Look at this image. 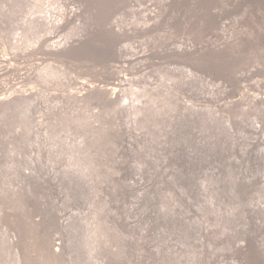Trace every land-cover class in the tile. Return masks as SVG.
I'll list each match as a JSON object with an SVG mask.
<instances>
[{
  "label": "rangeland",
  "instance_id": "obj_1",
  "mask_svg": "<svg viewBox=\"0 0 264 264\" xmlns=\"http://www.w3.org/2000/svg\"><path fill=\"white\" fill-rule=\"evenodd\" d=\"M0 264H264V0H0Z\"/></svg>",
  "mask_w": 264,
  "mask_h": 264
},
{
  "label": "bare ground",
  "instance_id": "obj_2",
  "mask_svg": "<svg viewBox=\"0 0 264 264\" xmlns=\"http://www.w3.org/2000/svg\"><path fill=\"white\" fill-rule=\"evenodd\" d=\"M29 1V0H28ZM40 1V0H39ZM108 1V0H107ZM106 3V2H105ZM100 4V3H99ZM102 4V3H101ZM107 4V3H106ZM105 4V5H106ZM131 4V3H130ZM56 6V5H55ZM100 6V5H99ZM102 6V5H101ZM2 9H4V8H2ZM118 10V9H117ZM79 11V10H78ZM92 11V10H91ZM60 12V11H59ZM73 12V11H72ZM63 14V13H62ZM29 16V15H28ZM56 16V15H55ZM76 16H77V14H76ZM63 17V16H62ZM41 18H42V16H41ZM52 18V17H51ZM48 19V18H47ZM66 19V18H65ZM69 19V18H68ZM32 22V21H31ZM68 22V21H67ZM68 24V23H67ZM115 26V25H114ZM29 30V29H28ZM82 30V29H81ZM106 35V34H105ZM34 37V36H33ZM51 39V38H50ZM36 40V39H35ZM89 40V39H88ZM91 41V40H90ZM80 44V43H79ZM91 46V45H90ZM57 47V46H56ZM6 57V56H5ZM9 57V56H8ZM12 60H13V58H12ZM114 65V64H113ZM114 67V66H113Z\"/></svg>",
  "mask_w": 264,
  "mask_h": 264
}]
</instances>
